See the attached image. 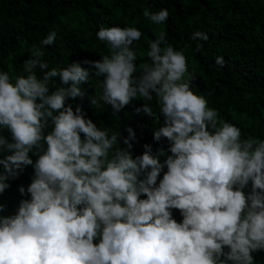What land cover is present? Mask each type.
I'll use <instances>...</instances> for the list:
<instances>
[{
	"label": "clouds",
	"instance_id": "clouds-1",
	"mask_svg": "<svg viewBox=\"0 0 264 264\" xmlns=\"http://www.w3.org/2000/svg\"><path fill=\"white\" fill-rule=\"evenodd\" d=\"M143 16L162 25L170 12L145 8ZM142 35L101 27L96 37L109 54L50 67L43 49L56 42L52 30L31 47L22 74L0 71V196L34 169L16 213L2 215L0 203V264H254L264 250V139L246 137L193 90L195 68L166 31L138 66ZM190 39L209 36L197 30ZM91 76L104 77L92 105H110L113 116L142 100L137 113L153 117L155 99L163 119L153 139L169 147L145 144L134 156L132 127L122 138L74 109L68 101L85 96Z\"/></svg>",
	"mask_w": 264,
	"mask_h": 264
},
{
	"label": "trees",
	"instance_id": "trees-1",
	"mask_svg": "<svg viewBox=\"0 0 264 264\" xmlns=\"http://www.w3.org/2000/svg\"><path fill=\"white\" fill-rule=\"evenodd\" d=\"M145 8L150 12L167 8V23L155 25L148 21L143 16ZM110 26L137 27L142 31L141 39L134 44L142 54L138 66L150 63L149 45L160 31H166L169 43L187 56L189 71L195 68L193 90L205 95L209 107L218 109L220 117L241 128L246 137L264 139V0H0V71H8L14 78L22 74L23 61L29 58L31 47L39 45L52 30L57 32L56 42L43 49V59L50 67L100 59V55L109 54V46L97 39L96 32ZM197 30L207 33L209 39H190ZM198 43L203 44L200 51ZM217 56L224 57L223 66L215 63ZM102 79L91 76V82L81 86L85 96L68 103L74 109L81 106L97 126L120 131L122 138L129 135L126 129L132 127L136 135L134 156L143 154L145 144L152 145L153 152L161 147L167 149L166 140L153 139L154 129L163 119L157 101L150 104L153 117L137 113L136 108L145 102L142 100H134L113 116L110 105L97 108L91 103V98L102 91ZM53 80L59 86V77ZM4 134L11 139L10 132ZM121 147H126L122 140ZM32 158L35 161L38 157ZM33 175V167L28 166L10 181L11 187L0 196V203L6 205L2 215L15 214L20 201L30 198L22 196L18 189L20 185L27 188ZM162 178L163 172L159 179ZM250 189L251 184L245 191ZM173 216L177 221L183 219L179 210H173ZM253 256L254 264H264V250Z\"/></svg>",
	"mask_w": 264,
	"mask_h": 264
}]
</instances>
